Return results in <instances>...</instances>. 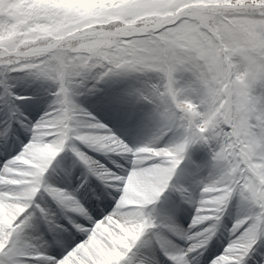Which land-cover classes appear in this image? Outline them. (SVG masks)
<instances>
[{
    "label": "clouds",
    "instance_id": "clouds-1",
    "mask_svg": "<svg viewBox=\"0 0 264 264\" xmlns=\"http://www.w3.org/2000/svg\"><path fill=\"white\" fill-rule=\"evenodd\" d=\"M0 264H264V0H0Z\"/></svg>",
    "mask_w": 264,
    "mask_h": 264
},
{
    "label": "bare ground",
    "instance_id": "bare-ground-1",
    "mask_svg": "<svg viewBox=\"0 0 264 264\" xmlns=\"http://www.w3.org/2000/svg\"><path fill=\"white\" fill-rule=\"evenodd\" d=\"M106 94V95H105ZM105 94H102L100 96H97V97H101L103 95L105 96H111V95H115L113 91L109 90L108 92H106ZM95 97V98H97ZM107 99L104 98V101H106ZM97 102V101H96ZM110 104V107L112 109L115 110V113L114 114H110L106 112V110L108 109L107 105L109 106ZM90 107V109L96 114L98 115L102 121L108 123V125L114 130L117 132V134H124V135H131L134 133V131L131 130V126H134V130H136V122L130 118L129 114L128 113H124V107L119 104L117 101H115V99L113 98L112 101H106V103H90L88 105ZM121 107H122V110H121ZM118 110H121L120 111H117ZM118 113H117V112ZM122 113H124L122 115ZM121 118L124 119L123 121H121ZM186 166L189 167L190 164H188L186 162ZM185 167V166H182V168ZM80 171L81 169L78 167L75 171L74 174H77L72 182V187L74 186V182L75 184L79 186V183L81 182L82 180V176L80 175ZM177 179L181 182V183H185L186 180L181 177V176H178ZM94 185H98V182L94 181L93 182ZM82 192H84L82 190ZM171 195V200L176 197L174 194H169ZM171 200L167 201L165 205H163L164 207H167L169 205V203L171 202ZM184 209V212H180L179 210L177 211V216L179 219H182V220H185L187 221V219H189V213L191 212L192 209H187V207L183 208ZM187 209V210H185ZM110 210V206L107 204L102 212H99L100 215L98 218H100L106 211ZM182 215V216H181ZM184 215V216H183ZM226 245V242L224 243L223 246ZM223 246H221L219 248V250L217 251L216 254H218V252H222L223 251ZM220 254V253H219Z\"/></svg>",
    "mask_w": 264,
    "mask_h": 264
},
{
    "label": "rangeland",
    "instance_id": "rangeland-1",
    "mask_svg": "<svg viewBox=\"0 0 264 264\" xmlns=\"http://www.w3.org/2000/svg\"><path fill=\"white\" fill-rule=\"evenodd\" d=\"M106 95V94H105ZM105 95H103V96H101V97H97V98H92V100L89 102V104L90 103H106V101H112L113 100V98L115 99V101H117V99L115 98V95H111V96H105ZM104 98L105 99H107L106 101H104ZM97 101V102H96ZM118 102V101H117ZM119 103V102H118ZM119 104H121V103H119ZM122 105V104H121ZM123 107H124V113H128L129 114V110L127 109V107L126 106H124V105H122ZM107 107H108V109L106 110V112H107V114L108 113H110V114H114L115 113V110L114 109H112L111 107H110V104H109V106L107 105ZM121 110H122V107H121ZM121 110H118L117 109V111H120L121 112ZM116 111V112H117ZM118 113V112H117ZM124 113H122V115L124 114ZM98 116V115H97ZM99 117V116H98ZM100 118V117H99ZM101 119V118H100ZM124 119H122L121 118V121H123ZM104 122V121H103ZM104 123H106V122H104ZM107 125H108V123H106ZM109 126V125H108ZM110 127V126H109ZM131 130L132 131H135L134 130V126H131ZM193 160L196 162V163H203V162H205V160H206V156L203 154V153H197V154H195L194 156H193ZM188 169H189V171H191L192 170V165H190L189 167H188ZM78 174V173H77ZM77 174H74V177L77 175ZM78 186V184L76 185L75 183H74V186L73 187H77ZM179 201H178V197L176 196V197H174L172 200H171V202L169 203V205L167 206V207H173L174 206V204H176V203H178ZM187 207V206H186ZM194 213V210H191V212H190V214H189V219H187V221L185 220H182V219H180V221L184 224V226L185 227H187V225L191 222V216H192V214ZM226 246V245H225ZM219 253H221V252H218V254Z\"/></svg>",
    "mask_w": 264,
    "mask_h": 264
},
{
    "label": "snow or ice",
    "instance_id": "snow-or-ice-1",
    "mask_svg": "<svg viewBox=\"0 0 264 264\" xmlns=\"http://www.w3.org/2000/svg\"><path fill=\"white\" fill-rule=\"evenodd\" d=\"M82 180H83V178H82ZM89 187H90V185L87 184V183H85V184H84V188H83L82 190H83L84 192H88V191H89ZM97 187H98V186H97ZM180 191H182V189H181ZM89 194H90V193H89ZM101 203L107 204V202L104 201V200H102ZM93 204H96V201H93ZM171 210H172V209H169V208H166V209H165V211H171ZM95 215H96V217L98 218L99 215H100L99 211L96 210Z\"/></svg>",
    "mask_w": 264,
    "mask_h": 264
}]
</instances>
